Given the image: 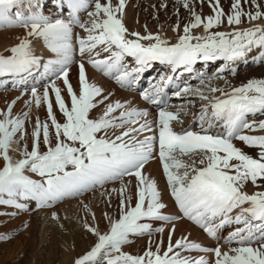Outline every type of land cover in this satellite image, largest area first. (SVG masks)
<instances>
[{"label": "snow or ice", "instance_id": "1", "mask_svg": "<svg viewBox=\"0 0 264 264\" xmlns=\"http://www.w3.org/2000/svg\"><path fill=\"white\" fill-rule=\"evenodd\" d=\"M178 2L190 11L192 19L172 43L158 33L130 32L124 23L126 0H63L69 18L54 22L39 10V0H0V29H26L25 37L7 54L0 53V77L22 78L41 68L42 58L35 54L30 38L42 39L56 56L42 65L49 83L42 93L35 87L31 89L32 98L26 101L29 111L14 115L16 100L9 102L6 110H0V158L4 161L0 170V205L27 211V203L20 201H35L37 208H50L65 198L120 182L118 189L111 190L119 196L118 218L105 214L109 227L104 233L98 227L85 225L97 242L74 264H209L204 256L193 259L182 255L190 251L212 253V264H264V191L250 194L245 190L249 183L264 188V135L245 134L264 131V119H248L257 114L264 116V79H252L227 90L209 86L208 94L190 87L178 92V96L191 94L204 102L198 116L200 131L191 127L176 131L174 124H183L180 111L161 108L154 126L147 120L146 111L127 109L119 101L105 103L109 97L103 95L102 88L89 83L84 63L78 66L77 85L69 79V65L77 50L105 76L117 73L115 78L121 85L153 62L167 64L175 73L181 68L192 72L198 61H225V67L214 76L205 78L201 74L203 85L206 79H224L221 73L226 70L235 75L231 65L254 48L261 49L258 61L264 59V26L253 23L264 20V10L257 0H244L254 5V12L244 11L241 0H233L231 13H225L220 0H209L212 14L206 17L197 14L191 0ZM90 7L88 19L82 21L78 13ZM242 17L253 26L241 28L245 23ZM225 22L231 31H212ZM76 27L86 35L74 34ZM198 28L202 32L196 35L194 30ZM173 30L179 33V24ZM102 53L107 55L98 58ZM126 57H131L136 66L129 69ZM173 78L161 77L160 83L153 85L151 92L145 91L142 98L159 104L164 87ZM56 81H62L63 88ZM33 105L45 107L46 119H35L31 149L25 143L22 158L14 160L9 152L29 136L26 124ZM100 105H104L102 113L93 118L90 113ZM217 126L223 131L213 133ZM237 140L256 147L258 158L237 147ZM156 157L184 217L216 240L219 229L237 225L224 239L226 251L219 243L215 248H205L187 237L173 242L175 229L169 232L166 248L163 242L150 240L142 255L123 251L130 236L164 232L163 227L153 228L152 222L167 224L173 220L163 214L166 205L161 202L157 182L144 172L146 164ZM26 172L40 179H32ZM128 177L134 178V186L131 180L126 181ZM101 195H108L110 203V192L106 190ZM84 208L91 211L88 205ZM53 218L58 219L55 213Z\"/></svg>", "mask_w": 264, "mask_h": 264}, {"label": "bare ground", "instance_id": "2", "mask_svg": "<svg viewBox=\"0 0 264 264\" xmlns=\"http://www.w3.org/2000/svg\"><path fill=\"white\" fill-rule=\"evenodd\" d=\"M118 2V0H113V3ZM258 3L262 5V10H264V0H257ZM41 5L40 11L43 15L47 16L53 22L56 19H64L66 18L68 11L66 3H63V0H39ZM233 0H220V7L225 11V13H231L232 8L231 5ZM191 7L200 14L202 17H206L212 14V8L209 6V0H191ZM241 7L246 12H254L255 7L251 3H244V0H241ZM63 9V14L60 13V10ZM43 10V11H42ZM88 10H92L90 7L87 10L81 11L78 13L82 21H86L88 19L86 12ZM192 19L191 13L188 9H185L182 6L181 2L178 0H126V7L124 10V23L130 32L136 31L140 32L142 35L151 33L153 35L160 34L165 37L169 42L175 43L179 34H183V27L185 24L189 23ZM245 23L240 25L241 28L252 27L253 24L246 21ZM255 24H259L264 26V20H258L253 22ZM179 24L180 31L177 33L173 29L175 26ZM231 31L232 28L227 26L226 22L224 25L219 27L218 29H213L212 31ZM74 34L84 36L86 35L82 29L76 27L73 29ZM202 28H198L194 30L196 35L201 34ZM26 35V29L22 27L15 28H4L0 29V53L7 54V50L14 46L19 39L24 38ZM32 39L33 49L37 56L42 58V65L46 63L49 59H56L54 53H52L46 45L43 43V40ZM75 44V41H74ZM78 49V45H75ZM261 49L254 48L247 56L241 60L236 61L231 66L236 69L235 75H233L230 71H225L221 73L224 79H213L208 81L206 79L205 84H201V74L205 78L212 77L214 74L218 73L219 70L225 67V61L221 60V63L216 61L203 62L198 61L193 66L192 72L180 71L178 75L173 76V82L170 84L169 91L172 92V104L167 108L168 111H180L181 119L183 120V124H174V128L176 131H181L182 129H188L191 127L195 131H200V126L198 123V116L200 114V109L202 104L197 96L194 95H177L178 92H181L183 88L190 87L191 89H201L208 94L209 86H217L220 88H225L226 90L230 87H239L242 84H246L249 80H252V76H258V74H262V79H264V59L259 60L262 62V66L256 68L259 61L258 54L260 55ZM252 56H255V61H253ZM107 54L102 53L101 57L103 58ZM89 57L85 56L81 58L79 56L78 50L74 51L72 63L69 65V79L74 86L78 83L79 77V64L84 63L87 78L89 83L94 84L102 88L103 95L109 97V102L119 101L122 104L127 106V109H138L141 111H146L148 113L147 120L152 122L155 126V121L158 119V112L161 110L159 108L153 107L152 103L145 101L142 98V95L145 91L151 92L153 90V85L155 80L160 75H165L166 68L163 66L154 67L147 71L144 70L143 80L136 86L134 81L138 79V76L142 73L133 74L130 77V81L124 85H121L116 80V75L113 73L110 76H105L100 71H97L88 63ZM253 62V63H252ZM156 63L153 62L152 65ZM127 64L130 68L131 66L135 67V62L131 57H127ZM39 70H34L31 74H24V76L17 82V79L13 80V83L9 84V77H0V109L6 110L9 102L16 100L13 114L21 115L25 111H29L26 107V101L30 100L31 97V89L33 87L37 88L39 92H43V89L49 83V78L44 77L43 75V66ZM219 65L217 68L216 66ZM150 68V67H149ZM171 68V67H170ZM257 69V70H255ZM182 70V69H181ZM172 73V71H171ZM170 73V74H171ZM228 73V75H225ZM255 73V74H254ZM260 76V75H259ZM54 79V77H51ZM28 82L26 84H22L21 81ZM15 81V83H14ZM227 81V84L225 83ZM18 83V84H16ZM56 83L63 88L62 81H56ZM172 85V86H171ZM215 95L219 96L220 93H216ZM19 98V99H18ZM99 99V98H98ZM104 105H100L96 109L92 110L90 115L93 118H98L102 113ZM58 119L62 120L58 110H57ZM40 120L46 119V109L44 106L40 108H36L35 105L31 108V115L26 124V128L28 130L29 136L25 141H21L20 145H13L12 150L9 152V155L12 156L14 160L22 158L21 150L25 143H27L29 150L31 149V132L33 129V124L36 118ZM249 120L255 119L257 121L264 119V116H260L257 114L256 117H248ZM223 131L222 127H214L212 129L213 133ZM245 134L249 135H264V131H250ZM142 138V137H141ZM235 145L241 148L245 153L253 156V158H258V149L256 147H248L244 145L240 141H234ZM4 167V163L1 166L2 170ZM144 172L151 179H154L157 182L158 189L161 193V202H163L166 207L163 209V214L170 216L173 218L171 223H164L162 221H154L153 228L163 227L164 232L158 233L153 232L151 236L148 235H133L129 237L130 243L125 244L123 246V251L132 255H142L143 252L148 248L149 241H153L155 243L163 242V247L166 248L168 244V235L171 229H175L172 240L173 242L182 237H187L188 241L197 243L199 245L206 247L215 248L218 243L222 246V251L227 250V245H224V239L233 231L237 225H226L225 227L218 230L219 240H213L211 237L205 235L203 229H201L197 224L188 220L183 214L180 212L178 205L175 203L174 198L171 195V191L168 188L166 177L163 173V168L159 158L150 160L145 168ZM26 175H29L30 178L39 180L38 177L34 173L26 172ZM126 181L131 180L134 186L135 180L134 178L128 177L125 178ZM120 187V182H110L105 185L104 188H97L94 192L85 193L79 197H69L65 198L63 201L58 202L54 206L50 208H37V214H31L27 216H23V218L18 219L19 222H25L27 228V235L29 238L28 245L32 249V254L35 257L36 263L39 262L40 256H38L39 252L43 251V248L39 250L36 254L34 248V244L36 241V237L40 234L42 236V241L45 238V234L48 232L50 228L54 231V234L51 237L49 251L54 256L51 257L50 262L52 264H59L58 257H56L55 249L60 247V242L56 238L57 233L62 230H67L68 234L65 237V246L64 253L61 256L60 264H74L75 260L85 255L94 244L97 242V237L91 234L85 225H91L94 227H98L102 233L108 231L109 222L106 218L105 214L108 216L118 218L119 215V196L117 193L112 192L113 188L118 189ZM111 193L110 203L108 195H101V193L105 192ZM245 190L250 194L255 191H264V188H255L251 183L246 185ZM28 212L32 211L35 207L33 201H27ZM84 205H88V208L91 211H88L84 208ZM20 213L22 211L13 210V213ZM26 212V211H25ZM53 213L56 214L58 219L53 218ZM95 214V219L92 218V214ZM62 226V228L60 227ZM41 244V242H40ZM82 244V245H81ZM36 247V246H35ZM155 248V244H153V250ZM182 255L189 256L193 259L199 258L201 256L206 257L208 259L209 264L213 262V254L212 253H203L198 251H190L183 252ZM34 264V263H33ZM38 264V263H37ZM40 264V263H39Z\"/></svg>", "mask_w": 264, "mask_h": 264}, {"label": "rangeland", "instance_id": "3", "mask_svg": "<svg viewBox=\"0 0 264 264\" xmlns=\"http://www.w3.org/2000/svg\"><path fill=\"white\" fill-rule=\"evenodd\" d=\"M258 56H260L258 54ZM250 57H252L253 61H255V56H252L250 54ZM257 59V58H256ZM262 61V59H261ZM259 61L256 68H259L262 66V62ZM218 63H221V60H218ZM253 63V62H252ZM217 68L219 65L216 66ZM257 70V69H255ZM255 74V73H254ZM228 75V73L224 74ZM260 75V76H259ZM252 79H262V74H258V76H252ZM196 97V96H194ZM16 107H14V110ZM1 110V109H0ZM4 161L2 158H0V169L3 165ZM21 203H27V201H20ZM34 202V209L32 211H22L20 213L14 212L13 210H16L14 207H9L6 205H0V237L7 236L8 239H0V264H52L50 262L51 257L54 256L49 251L50 241L51 237L54 234V231H52L50 228L48 232L45 234V238L42 241V236L39 234L36 237V241L34 244V248L36 254L39 252L41 248H43V251L39 252L38 256L39 262L36 263L35 257L32 254V249L28 245V240L30 237L27 235V228L24 224L25 222H19L18 219L23 218V216L31 215V214H37L38 210L36 208L35 201ZM27 223V222H26ZM62 228V226L60 225ZM68 232L67 230H62L57 233L56 238L60 242V247L55 249L56 257H58V262L60 264L61 256L64 253L65 246V237L67 236ZM41 242V244H40ZM82 245V244H81ZM36 246V247H35Z\"/></svg>", "mask_w": 264, "mask_h": 264}]
</instances>
